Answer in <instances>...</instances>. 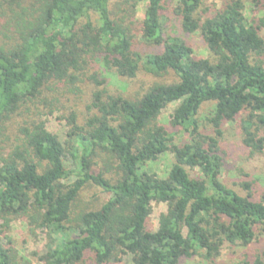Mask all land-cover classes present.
I'll return each mask as SVG.
<instances>
[{"label":"trees","instance_id":"trees-1","mask_svg":"<svg viewBox=\"0 0 264 264\" xmlns=\"http://www.w3.org/2000/svg\"><path fill=\"white\" fill-rule=\"evenodd\" d=\"M118 1L132 10L144 4L140 48L124 18L112 16ZM171 2L181 31L201 36L206 58L163 38L161 15ZM243 10V0L212 13L203 0H0V19L15 35L0 45L1 228L20 217L45 230L54 239L42 264H119L123 257L178 264L197 251L212 261L223 247H247L264 235V202L252 199L247 184L241 196L219 181L223 123L239 122L244 147L264 151V39ZM94 63L128 82L169 74L175 82L135 98L113 95L96 71L85 77ZM81 78L93 87L90 114L78 124L69 113L61 143L42 120L59 103L46 94L61 86L76 94ZM206 103L214 104L207 120L213 137L202 136L195 121ZM174 104L169 124L186 135L181 146L168 145L159 124ZM165 153L173 159L165 178L143 171ZM101 154L104 170L94 171ZM86 187L106 199L76 211ZM152 204L166 210L149 232ZM0 264L31 263L0 244ZM254 264H264V250Z\"/></svg>","mask_w":264,"mask_h":264},{"label":"rangeland","instance_id":"rangeland-1","mask_svg":"<svg viewBox=\"0 0 264 264\" xmlns=\"http://www.w3.org/2000/svg\"><path fill=\"white\" fill-rule=\"evenodd\" d=\"M206 5L212 8L211 13L220 8L227 0H203ZM139 5L135 9L124 6L121 1L110 7L114 18H124V22L129 25L130 34H133L134 40L138 42L140 48L141 23L143 20V6ZM243 16L247 23L253 26H259V33L264 39V0H260L258 5L250 3L249 0H243ZM174 3L166 6L161 15L163 38H169L173 41H180L190 47L193 54L198 58L208 56L206 47L200 35H186L179 26V21L174 13ZM6 19H0V45L9 44L14 40L15 35L11 28L6 25ZM93 71L84 72L85 77L96 71L98 80L106 82L105 88L113 95H121L126 98H135L148 88L156 85L171 84L175 82L172 75H163L160 77L139 76L132 82L121 80L116 75L106 72L103 68L94 63L91 67ZM86 73V74H85ZM81 78V82L75 86L78 88L76 94L68 93L65 87L61 86V91L56 94L48 92L47 97L53 96L59 99V103L53 108V113L48 116H42L46 130L57 136L62 143L65 141V135L68 131L65 118L74 111L77 116L78 124L89 115L87 106L89 105L90 92L92 86ZM60 87V86H59ZM56 89V88H54ZM54 93V92H53ZM49 101H47L48 103ZM50 105V103H49ZM177 104L169 106L160 116L159 124L164 127L169 144L181 146L187 141L186 135L170 127L169 121L173 110ZM213 103H206L199 109L195 121L198 125L199 133L202 136L213 137V129L207 123L210 118ZM221 136L218 139V153L222 160V172L219 181L229 189L234 190L241 196H246L241 185L249 186V193L254 201L264 202V151L260 154H251L242 143V136L239 129V122H225L220 128ZM106 155L101 154L97 159L94 171L103 169ZM102 162V163H101ZM173 163L170 154L165 153L157 158L156 161L147 163L143 166V171L153 174L158 178H165ZM69 166V162L67 163ZM105 196L94 187H86L78 197L76 202V211H86L98 209L105 201ZM165 206L161 204H152L148 219L145 222V229L154 232L157 228V221L161 214L165 213ZM0 222V244L12 248L14 254L25 262L31 264H42L40 257L47 251L51 239L48 233L42 229L32 230L27 226L24 218H12L9 227L4 230ZM4 231V233H3ZM2 232V233H1ZM264 250V235L256 236L254 242L247 246H225L221 249L219 255L212 261L204 260V252L197 251L191 258H182L178 264H254L256 258ZM119 264H132L128 257H123Z\"/></svg>","mask_w":264,"mask_h":264}]
</instances>
